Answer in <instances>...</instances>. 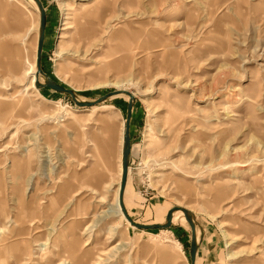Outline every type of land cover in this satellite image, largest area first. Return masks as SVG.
<instances>
[{
	"label": "rangeland",
	"instance_id": "obj_1",
	"mask_svg": "<svg viewBox=\"0 0 264 264\" xmlns=\"http://www.w3.org/2000/svg\"><path fill=\"white\" fill-rule=\"evenodd\" d=\"M40 1L50 80L134 94L130 219L188 210L196 264H264V0ZM38 26L31 2L0 0V264H190L186 221L115 213L126 96L78 108L30 85Z\"/></svg>",
	"mask_w": 264,
	"mask_h": 264
},
{
	"label": "water",
	"instance_id": "obj_2",
	"mask_svg": "<svg viewBox=\"0 0 264 264\" xmlns=\"http://www.w3.org/2000/svg\"><path fill=\"white\" fill-rule=\"evenodd\" d=\"M38 8L39 11V33H38V42H37V51H36V78L39 79V76L42 75L46 80L44 84H39L36 82L35 87L37 89H44L49 88L57 93L68 95L72 102L78 108H92L96 105L104 103L106 100L111 99L118 95H125L128 97V106H127V115L126 121L124 125V132H123V147H122V172H121V179L119 184V192H118V206L120 211L124 217V219L130 224V226L134 229L142 230V231H154V230H166L171 227L172 225V216L175 212L181 211L184 214V218L187 224L190 227L191 231V244L189 250L190 256V264H196V256L198 251V242H197V235H196V223L194 221V217L192 214L184 209L173 208L169 210L166 216V220L164 224H155V225H139L133 222L124 206V192L127 183L128 177V169H129V159H130V152H131V144H130V121H131V114H132V105L134 101V96L130 92L126 91H112L109 92L96 101L87 102L79 100L76 94L70 90L59 85L55 84L52 80H50L42 71L41 69V58H42V50L45 38V25H46V12L43 7V4L40 0H33Z\"/></svg>",
	"mask_w": 264,
	"mask_h": 264
},
{
	"label": "bare ground",
	"instance_id": "obj_3",
	"mask_svg": "<svg viewBox=\"0 0 264 264\" xmlns=\"http://www.w3.org/2000/svg\"><path fill=\"white\" fill-rule=\"evenodd\" d=\"M29 2H31L32 4H33V6H34V9H35V12H37L38 13V15H39V11H38V8H37V6H36V4H35V2L33 1V0H28ZM108 3H109V0H95L92 4L93 5H97L96 7H97V9H96V11H95V15H97V13L96 12H98V13H100L101 12V9H103V8H106V7H104V6H107L108 5ZM99 4L101 5L100 7H99ZM90 12V11H89ZM17 13V12H16ZM38 30H39V26H38ZM0 32H1V30H0ZM6 34V33H5ZM1 36V35H0ZM61 38V37H60ZM37 42H38V39H37ZM63 42V41H62ZM64 43V42H63ZM35 48H36V51H37V43H36V46H35ZM62 51V50H61ZM17 60H15V62H16ZM14 63V62H13ZM13 63H10V66H11V64H13ZM16 64H17V62H16ZM33 69L35 68V72L33 73V76L31 77V79H30V85H34L35 86V84H36V82H39V79H37L36 78V72H37V70H36V52H35V57H34V61H33ZM30 67H32V66H30ZM16 69V68H15ZM32 69V68H31ZM50 79V78H49ZM127 92V91H126ZM133 96H134V94L133 93H131ZM123 96H125V95H118V96H115V97H113V98H117V97H123ZM126 98H127V100L129 101V99H128V97L126 96ZM79 99V98H78ZM144 103V106L146 107V108H148L149 107V103L147 102V101H144L143 102ZM96 107V106H95ZM34 108V107H33ZM93 108V107H92ZM124 132V131H123ZM107 134H109V132H107ZM108 141L106 142V144L104 143V146L101 148V156H102V158H104V157H106L107 155H108V153H110V150H109V145H108ZM81 147V146H80ZM79 147V148H80ZM81 149V148H80ZM121 172H122V160H121V162H120V165H119V167H118V176H119V179H121ZM97 181H98V183H100V179H97ZM119 184H120V182H119ZM127 184V183H126ZM108 186V185H107ZM126 189V188H125ZM117 192H119V188H118V190L116 191V195H115V198H114V207H115V213L118 215V218L120 219V220H122V221H124V223L126 224V226H128V227H131L130 226V224L124 219V217H123V215H122V213H121V211H120V208H119V206H118V194H117ZM125 193V192H124ZM101 200H103V198H101L100 199V201ZM188 211V210H187ZM180 213H182L181 211H177V212H175L174 214H173V216H172V222L173 221H176V220H183V221H186L185 220V218H181V217H179V216H177V214H180ZM183 214V213H182ZM183 216H184V214H183ZM165 220H166V218H165ZM165 220L161 223V224H164L165 223ZM127 222V223H126ZM132 228V227H131ZM196 235H197V239H198V234H197V228H196Z\"/></svg>",
	"mask_w": 264,
	"mask_h": 264
},
{
	"label": "crops",
	"instance_id": "obj_4",
	"mask_svg": "<svg viewBox=\"0 0 264 264\" xmlns=\"http://www.w3.org/2000/svg\"><path fill=\"white\" fill-rule=\"evenodd\" d=\"M198 252V251H197Z\"/></svg>",
	"mask_w": 264,
	"mask_h": 264
}]
</instances>
